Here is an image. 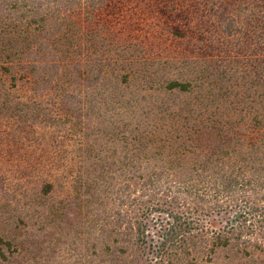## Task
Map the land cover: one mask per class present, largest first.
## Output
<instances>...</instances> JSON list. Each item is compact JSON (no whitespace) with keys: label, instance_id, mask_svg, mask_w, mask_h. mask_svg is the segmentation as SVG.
Segmentation results:
<instances>
[{"label":"trees","instance_id":"obj_1","mask_svg":"<svg viewBox=\"0 0 264 264\" xmlns=\"http://www.w3.org/2000/svg\"><path fill=\"white\" fill-rule=\"evenodd\" d=\"M174 1L0 0V159L4 147L40 151L47 160L30 170L42 172L48 195L73 172L66 139L95 135L104 142L86 149L72 188L96 197L110 264H264V0H243L246 29L230 15L237 0ZM204 4L222 17L207 31L241 49H174L163 74L145 56L106 51L133 48L109 35L104 16L126 20L143 6L170 16L171 37L188 39ZM135 79L149 94H120ZM47 95L55 98L43 105ZM37 125L43 137L32 136ZM9 179L0 171V264L16 248L14 228L1 225Z\"/></svg>","mask_w":264,"mask_h":264},{"label":"rangeland","instance_id":"obj_2","mask_svg":"<svg viewBox=\"0 0 264 264\" xmlns=\"http://www.w3.org/2000/svg\"><path fill=\"white\" fill-rule=\"evenodd\" d=\"M196 1L204 2L202 0ZM174 2V0H165V3L170 5ZM191 2L192 0H185V2L180 3L187 5ZM249 2L252 3L253 0H249ZM204 5H207L205 10L203 9ZM204 5L198 10L200 17H196V13H192L190 28L194 32L189 34L188 39L171 37L165 32L170 16L163 15L160 17L157 14L158 12L154 14L147 13L143 6L136 8L135 11L133 10L130 13L131 16L127 17L126 20L119 17V15L110 16V18L104 16L101 18L100 23L108 26L109 35L118 34L121 40L120 45H130L133 49H100V52L106 50L113 51V55L126 52L128 55L145 56L150 59V66L158 69L160 64L163 67L167 66L168 58L171 55L169 52L175 53L174 49H181L180 51L203 48L226 49L225 47H228L227 49H241L242 46L240 47L241 44H237L236 38H233V42L232 40L230 43L227 41L226 46H224V44H220L215 34L207 31L209 25L219 23L222 17L213 14L212 16L211 13L214 10L211 12V10L209 11V5ZM248 5V2L246 5L243 0H237L230 8L231 17L238 21L239 27L243 25L244 29L247 28L246 23L251 18ZM179 21L186 25L184 20L182 21L179 18ZM90 44L93 53H95L96 49L94 48H97V46H93L94 42H90ZM142 63L138 66L143 68L146 65ZM147 67L149 68V66ZM115 70L117 71L113 74L118 80L124 69L118 68ZM158 71L159 74H163L162 70L158 69ZM0 78L8 80V77L2 75L1 72ZM141 83L140 79H135V84H132L131 88L126 89L122 86V90L119 92L120 94L125 92L128 96L131 93L149 94L140 90L139 85ZM62 84H69L67 78L64 79ZM26 85L20 83L16 92L22 96L23 100L30 101L27 99L29 96ZM110 87L111 85L109 89ZM70 89L74 90L75 86L71 85ZM53 98H55L54 95H47L44 99L39 100H42V104L45 105L51 102L47 99ZM54 109L55 112L58 111L57 108ZM107 113L110 115L112 111L110 110ZM92 115V117H96L98 114L96 112ZM36 129L37 132L34 131L35 134L32 136L36 138L43 137L42 135L38 136L37 133L41 134L44 126L37 125ZM51 130L54 131V129H49V131ZM25 135L27 136V133ZM79 138V136H74L72 139H66L68 155L64 162L73 169V172L68 171L66 175L63 172L62 175H59L55 190L48 195H43L41 191L42 172L39 174V171H36L35 174H32V170H30V165H37L47 160V158L41 159L38 156L40 151L35 152L33 147L28 148L21 145L15 148L12 153L8 152L5 147L1 150L4 155L0 159V171H4L10 176V179L5 183L8 195H4L3 204L1 203L3 207L7 204L9 212L1 216V225L3 227L10 225V229L14 228L13 243L16 247L8 264H110L108 254L104 251L103 222L96 221L94 216L95 206L93 205H96V197L86 195L83 192L82 195H79L72 188V174L74 176L78 161L81 159L88 160L89 152L87 153L86 149L91 146L98 149L104 140L93 135L90 138L84 137L79 143L77 142ZM80 145L83 147V152H77L76 150ZM106 145V148L103 147L105 150L111 149L110 145ZM50 159L55 162L52 157ZM151 225L153 226V224ZM0 229H2L1 226Z\"/></svg>","mask_w":264,"mask_h":264}]
</instances>
